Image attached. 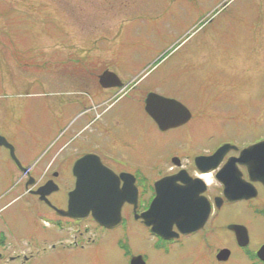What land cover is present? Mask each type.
Wrapping results in <instances>:
<instances>
[{"label":"flooded vegetation","instance_id":"flooded-vegetation-1","mask_svg":"<svg viewBox=\"0 0 264 264\" xmlns=\"http://www.w3.org/2000/svg\"><path fill=\"white\" fill-rule=\"evenodd\" d=\"M260 12L264 15L262 5ZM0 21L7 30L6 20ZM19 37L0 34V137L6 142L0 146V167L8 166L0 176V264L84 263L85 253L100 242L121 264H264V148L244 153L264 136L211 144L213 136H200L198 128L213 109L211 98L194 113L177 98L179 86L164 87L151 70L120 76L93 66L86 55L69 49L68 39L67 53L60 55L63 65L54 57L49 68L50 77L67 82L51 93L52 124H41L33 101L39 95L34 70L22 66L25 48ZM103 74L110 75L101 84ZM150 95L178 103L187 115L179 107L176 113L162 110L158 117L166 128L161 130L146 110ZM173 144L171 151L165 147ZM87 155L118 178L119 189L120 176H130L126 180L136 193L126 197L136 199L122 205L115 225L100 224L91 213L67 215L73 167ZM149 163L154 166L146 170ZM166 178L172 183L160 197L177 191L176 197L194 200L192 206L203 202L208 214L202 226L185 229L152 217L149 223L161 225L144 224L140 216L157 197L155 184ZM44 186L43 195L36 194ZM184 211L194 216L204 209Z\"/></svg>","mask_w":264,"mask_h":264},{"label":"rangeland","instance_id":"rangeland-1","mask_svg":"<svg viewBox=\"0 0 264 264\" xmlns=\"http://www.w3.org/2000/svg\"><path fill=\"white\" fill-rule=\"evenodd\" d=\"M3 1L0 19L8 27L0 34L22 39V66L34 70L39 95L33 101L41 124H52L51 93L67 82L50 77L52 59L62 66L60 55L70 43L69 49L86 55L91 65L120 76L151 70L164 87L179 86L177 98L194 113L211 98L213 109L198 127L200 136H213L211 144L264 136V0ZM150 134L155 138L153 128ZM173 146L165 147L171 151ZM7 168L0 167V176ZM96 247L85 253L84 263L73 264L122 263L107 243Z\"/></svg>","mask_w":264,"mask_h":264},{"label":"water","instance_id":"water-1","mask_svg":"<svg viewBox=\"0 0 264 264\" xmlns=\"http://www.w3.org/2000/svg\"><path fill=\"white\" fill-rule=\"evenodd\" d=\"M110 74H103L100 78V83L103 84L108 81ZM175 105V106H173ZM183 111L184 115H187V111L179 106L178 103L163 99L156 95L148 96L146 101V110L151 118L159 125L161 130H165L163 127L164 122L160 121L159 114L162 110L168 109L163 113L177 112V108ZM159 113V114H158ZM6 145L3 138L0 137V146ZM264 148V142L251 146L244 153H250L254 151H260ZM220 149L215 153L214 156L208 158L205 162L210 163L218 157ZM202 160V159H201ZM73 175L76 178L74 190L69 195L68 201V212L67 215L72 218H79L82 215L91 213V216L95 221L105 226L115 225V222L119 220V213L122 205L126 203H134L136 197H126V194L135 195V189L132 186V181L127 182V178L130 176L121 175L120 179L124 181L121 189H119L118 178L113 173L100 163H97L94 156L87 155L81 160L77 161L73 167ZM127 177V178H126ZM172 178H166L155 184L156 196L153 200L150 209L147 213L140 216L146 226H158L161 223H149L148 217L162 218L166 221L167 225H177L181 228H192L193 226H202L207 218L208 210L204 207L203 202L200 207L195 203L194 200L190 201L188 197H176V194L180 193L177 191H169L168 194H173V197H160L165 195L164 187L170 186ZM48 186H44L36 194L43 195L42 191ZM204 209L199 215H190L184 210H197ZM162 211V215L159 212ZM161 219V220H162ZM113 220V223L109 222ZM116 220V221H115ZM184 232V231H182ZM155 233L161 235L164 234L162 231L156 230Z\"/></svg>","mask_w":264,"mask_h":264}]
</instances>
